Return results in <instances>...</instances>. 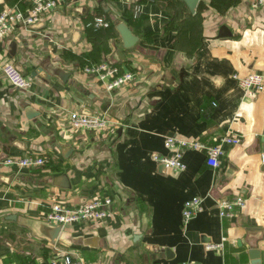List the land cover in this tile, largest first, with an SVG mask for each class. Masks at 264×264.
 Returning <instances> with one entry per match:
<instances>
[{
    "label": "crops",
    "instance_id": "obj_1",
    "mask_svg": "<svg viewBox=\"0 0 264 264\" xmlns=\"http://www.w3.org/2000/svg\"><path fill=\"white\" fill-rule=\"evenodd\" d=\"M30 4L0 0V11ZM98 16L109 26H86ZM119 24L135 37L129 47ZM221 25L231 37H218ZM104 60L134 79L107 91L84 71ZM8 63L31 88L9 82ZM250 71L264 74V4L245 0H199L194 12L184 0H74L0 39V161L48 160L0 162V264H51L65 253L85 264H250L252 248L264 264V90L249 97L233 78ZM76 110L110 122L73 129ZM224 134L241 140L223 144L216 167L200 148L184 150L182 170L153 158L170 153L166 136L208 146ZM238 195L246 205L221 218L216 200ZM192 196L202 209L183 224ZM91 198L111 200L103 219H46L53 203ZM223 237L222 249L206 248Z\"/></svg>",
    "mask_w": 264,
    "mask_h": 264
},
{
    "label": "built area",
    "instance_id": "obj_2",
    "mask_svg": "<svg viewBox=\"0 0 264 264\" xmlns=\"http://www.w3.org/2000/svg\"><path fill=\"white\" fill-rule=\"evenodd\" d=\"M74 0H31V4L26 10L17 7H7L0 11V39L9 36L19 25L32 26L41 21L45 13H50L65 3H71ZM155 1V0H150ZM253 9H258L264 4V0H245ZM141 14V6L135 4L132 16L137 18ZM86 26L97 30L100 27H108L109 22L102 16L94 17ZM85 73L97 79L107 91L120 87L132 79L135 74L131 71H120L119 67L112 61L104 60L97 63H90L84 67ZM3 73L9 82L20 89H29L32 81L14 64L8 63L3 66ZM233 78L249 97H255L264 90V74L261 72L250 71L245 75L233 74ZM214 105V103H213ZM69 122L73 129H100L106 127L110 120L105 115L88 114L82 111H71ZM239 136L224 134L218 141L212 145L205 146L193 139L166 136L164 146L170 151L167 155H153L156 162L165 165L168 168L182 170L185 163L182 161V154L186 149H204L206 152V163L211 167L219 165V157L223 153V144H235L240 142ZM7 166L18 168L30 166H43L48 163L43 156H7L0 161ZM202 197L192 196L186 199L181 210L183 224L189 222L202 209ZM247 199L243 195L232 198H220L216 200L219 216L229 217L236 208H243ZM109 198H91L79 205H69L63 202L53 203L45 216L47 221L62 226L73 222L98 221L103 219L109 212ZM225 237L219 243H207V249H222L224 247ZM33 264V263H29ZM51 264H85V262L76 257L73 253H65L60 258L52 260ZM181 264H199L198 262H182Z\"/></svg>",
    "mask_w": 264,
    "mask_h": 264
},
{
    "label": "water",
    "instance_id": "obj_3",
    "mask_svg": "<svg viewBox=\"0 0 264 264\" xmlns=\"http://www.w3.org/2000/svg\"><path fill=\"white\" fill-rule=\"evenodd\" d=\"M184 1L187 5L188 9L191 12H194L195 7H196L199 0H184ZM118 28L121 31V34L123 36L124 46L125 47L131 46L135 41V37L131 34V32L129 31V29L127 28L126 25L119 24ZM231 34H232L231 31L229 30V28L226 25H221L219 27L218 37L229 38V37H231ZM60 75L63 76L64 74L61 72ZM263 163H264V154H263ZM248 254H249V258H250V264H260L261 259L259 256V251L257 249H254V248L250 249L248 251Z\"/></svg>",
    "mask_w": 264,
    "mask_h": 264
}]
</instances>
